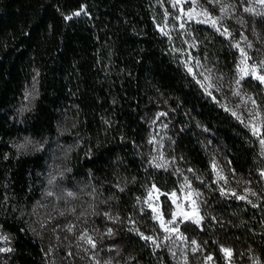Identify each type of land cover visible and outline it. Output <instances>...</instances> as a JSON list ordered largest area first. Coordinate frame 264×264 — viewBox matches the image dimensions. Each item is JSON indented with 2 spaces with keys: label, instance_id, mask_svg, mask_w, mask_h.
Returning a JSON list of instances; mask_svg holds the SVG:
<instances>
[{
  "label": "trees",
  "instance_id": "1",
  "mask_svg": "<svg viewBox=\"0 0 264 264\" xmlns=\"http://www.w3.org/2000/svg\"><path fill=\"white\" fill-rule=\"evenodd\" d=\"M161 13L158 0H0V229L11 240L0 264H51L23 214L42 193L46 156L39 150L18 151V138L55 136L62 119H76L75 131L90 152L81 169L111 187L124 207L152 184L167 191L177 185L173 174L150 167L141 150L149 116L160 108L172 114L177 147L204 177L203 221L193 236L219 264L224 246L236 259L252 250L264 264L258 142L189 73L178 42L157 27ZM191 32L200 55L234 69L237 51L227 38L202 24ZM34 79V104L21 113L25 89ZM204 130L220 141L232 173L250 186L254 200L217 186ZM138 221L146 231L156 225L147 214ZM110 238L115 262L171 263L126 222Z\"/></svg>",
  "mask_w": 264,
  "mask_h": 264
},
{
  "label": "rangeland",
  "instance_id": "2",
  "mask_svg": "<svg viewBox=\"0 0 264 264\" xmlns=\"http://www.w3.org/2000/svg\"><path fill=\"white\" fill-rule=\"evenodd\" d=\"M158 2L162 11V17L157 23L159 31L178 42L186 69L192 70L189 73L211 99L250 130L258 142L263 157L261 172L264 171V145L253 134L255 126L264 135V84L251 74L241 79L240 62L243 57L236 47L239 44L250 57L246 61L248 66L264 74V68L260 67V62L264 61V15H261L264 13V5L258 0H220V3H209V0ZM222 6L227 12L222 11ZM205 11L212 19H217L216 27L203 14ZM189 13L192 15L191 21ZM196 20L207 22L197 23ZM181 24L184 25L183 28ZM196 24L207 25L216 32L217 27L221 31L223 28L228 29L230 35L222 36L237 51L232 71L217 63L213 57L198 53L191 32ZM26 93L31 95L26 98ZM36 95L37 81L34 79L25 89L19 112L31 109ZM76 125V119L65 117L59 122L55 136L24 135L16 140L17 145L29 138L32 143L20 151L39 150L46 156L42 193L23 214H26L30 233L43 244L51 264H137L131 259L114 260V245L110 237L115 228L125 222L138 235L143 233L156 241L153 244L143 239L160 253L169 256L171 263L166 264H219L205 243L193 236L196 226L201 227L203 221L201 184L204 177L189 165L181 149L177 147L176 127L169 110L160 108L149 116L147 142L141 150L150 167L173 174L177 185L167 191L152 184L145 192L136 195L131 205L123 203L124 207L119 206L111 187L92 172L81 169L83 158L90 152L84 143V136L75 131ZM204 139L217 186L224 193H235L237 198L244 196L249 201L254 200L256 197L250 186L232 173L220 141L208 130H204ZM49 180H53V183L50 184ZM48 192L53 195H48ZM69 192L72 193L71 196L68 195ZM172 193L176 194L175 197ZM149 204L157 209L155 213ZM160 213L169 228L168 232L160 227V219L157 218ZM143 214L150 215L151 220L156 223L147 225L148 231L138 225V216ZM171 220L174 223H169ZM173 228L178 231H171ZM5 236L7 240L0 239V248H11L9 235L0 229V238ZM81 236L85 238L81 239ZM88 237H91L95 247L88 243ZM225 249L231 251L230 256L225 253ZM5 252L8 251H0V254ZM222 252L223 264H263L252 250L245 251L238 259L234 257L231 247H222Z\"/></svg>",
  "mask_w": 264,
  "mask_h": 264
},
{
  "label": "snow or ice",
  "instance_id": "3",
  "mask_svg": "<svg viewBox=\"0 0 264 264\" xmlns=\"http://www.w3.org/2000/svg\"><path fill=\"white\" fill-rule=\"evenodd\" d=\"M214 2H215V3H220V0H209V3H214ZM258 2H259L261 5H264V0H258ZM177 3H179V0H177ZM222 11L227 12V9H226V8H223V6H222ZM245 11H253V10H251V9H245ZM79 14H80L79 12L75 13V15H77V16H78ZM203 14H204L205 16H207V17L210 19V22H211L212 26H213V27H216V25H217V19H212V18H211V15H210L209 13H207L206 11H205ZM261 15H264V13H261ZM67 19H71V17H68ZM218 19H222V18H218ZM189 20H190V21L192 20V15H191V13H189ZM196 22H197V23H205V22H207V21L196 20ZM181 27L183 28L184 25L181 24ZM216 30H217L218 32H220L221 35H230V34L228 33V29H227V28H223V31H221V29H220L219 27H217ZM248 46L251 47V45H248ZM236 47L239 49L240 54H241V56L243 57V59H242L241 62H240L241 79H243V77H244L245 75H249V74H251V75L254 76L255 79L259 80L260 83L264 84V74H261L259 71H257L256 68L248 66V65L246 64V61H247L248 59H250V57H248V54L245 52V50H244L243 48H240L239 44H237ZM260 67H261V68H264V61H261V62H260ZM189 71L191 72L192 70L189 69ZM237 83H239V81H237ZM236 94L239 95L238 92H237ZM25 95H26V98H27V96H28V95H31V94H30V93H26ZM253 103H255V101H253ZM242 122H243V121H242ZM253 134H254V135H257L260 144H261V145H264V135H261V134H260V129H259V128H256L255 126H253ZM31 143H32V141H31L29 138H25L24 141H23L22 143H19V144L15 145V147L17 148L18 151H20V150H25L26 147H27L28 145H30ZM156 166H157V167H160V165H156ZM190 171H191V170H190ZM260 175H261L262 177H264V171H262V172L260 173ZM53 180H54V178H53ZM53 180H49V183H50V184L53 183ZM153 188H155V186H153ZM157 191H158V190H157ZM232 194L235 195V193H232ZM48 195H53V193H52V192H48ZM68 195L71 196L72 193L69 192ZM171 195H172L173 197H175L176 194H175V193H172ZM253 195H255V193H253ZM149 198H151V192L149 193ZM238 198H239V199H245L244 196H240V197H238ZM149 207L152 208V205L149 204ZM152 211L155 213V212L157 211V209H156V208H152ZM162 217H163V214H162V213L158 214V216H157V218L160 219V227H161L165 232H168V231H169V228L165 225V223H164ZM169 223H174V220L169 221ZM69 230H71V229H69ZM136 231L138 232L139 230L137 229ZM171 231L175 232V231H178V229L173 228V229H171ZM110 233H111V230H109V234H110ZM139 234L141 235V238H142V239L149 240V241H151L153 244L156 243V241H155L151 236H144L143 233H139ZM84 238H85L84 236H81V239H84ZM0 239L7 240V237L5 236V237H2V238H0ZM87 240H88V243L92 244V246L95 247V244L93 243L91 237H88ZM0 251H11V249H10V248H7V249H5V248H0ZM224 251H225V253H226L227 255H229V256L231 255V251H230V250L225 249ZM209 259H211V257H209Z\"/></svg>",
  "mask_w": 264,
  "mask_h": 264
}]
</instances>
